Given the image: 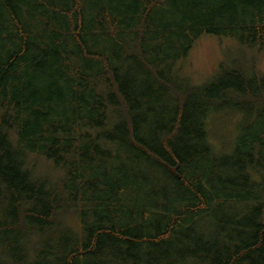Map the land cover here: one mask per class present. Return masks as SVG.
Returning <instances> with one entry per match:
<instances>
[{
  "label": "trees",
  "instance_id": "trees-1",
  "mask_svg": "<svg viewBox=\"0 0 264 264\" xmlns=\"http://www.w3.org/2000/svg\"><path fill=\"white\" fill-rule=\"evenodd\" d=\"M261 56L264 0H0V264H264Z\"/></svg>",
  "mask_w": 264,
  "mask_h": 264
},
{
  "label": "rangeland",
  "instance_id": "rangeland-1",
  "mask_svg": "<svg viewBox=\"0 0 264 264\" xmlns=\"http://www.w3.org/2000/svg\"><path fill=\"white\" fill-rule=\"evenodd\" d=\"M230 45H232V41L229 39L202 36L193 45L181 68L193 82H202L223 57L226 47ZM260 66L264 68V58H262ZM239 120L240 114L236 112H222L209 118L211 140L216 146L228 145Z\"/></svg>",
  "mask_w": 264,
  "mask_h": 264
}]
</instances>
